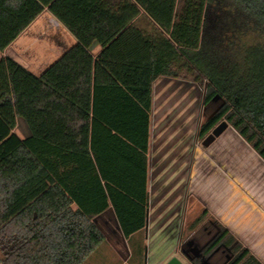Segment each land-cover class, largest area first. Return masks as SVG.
Listing matches in <instances>:
<instances>
[{
  "label": "trees",
  "instance_id": "obj_1",
  "mask_svg": "<svg viewBox=\"0 0 264 264\" xmlns=\"http://www.w3.org/2000/svg\"><path fill=\"white\" fill-rule=\"evenodd\" d=\"M42 10L0 24V51ZM95 12L100 19L78 25L62 18L80 43L41 78L0 61V264H83L105 242L93 219L109 208L126 238L144 228L161 77L187 72L205 89V105L223 101L198 140L226 121L264 160V0H121ZM141 15L155 35L136 26ZM96 40L103 51L94 58ZM18 118L30 127L26 140L13 132ZM134 169L144 174L141 196ZM223 244L229 264H261L226 229L206 254Z\"/></svg>",
  "mask_w": 264,
  "mask_h": 264
},
{
  "label": "crops",
  "instance_id": "obj_2",
  "mask_svg": "<svg viewBox=\"0 0 264 264\" xmlns=\"http://www.w3.org/2000/svg\"><path fill=\"white\" fill-rule=\"evenodd\" d=\"M120 1L0 0L3 25L28 18L37 6L43 9L0 51V61L11 59L41 78L80 43L62 18L75 25L100 19L96 7L108 3L116 9ZM54 4L59 15L52 11ZM141 17L146 18L141 15L136 22ZM146 19L151 27L135 22L136 26L155 35L157 29ZM89 51L97 58L103 47L96 40ZM201 117L199 84L181 77H161L154 83L146 154L145 226L126 238L109 208L93 219L105 242L83 264H229L234 255L227 245L206 254L221 229L228 230L264 264V160L232 127L203 150L197 139ZM13 132L21 140L32 136L23 118L17 119ZM143 176L134 169V192L140 196L144 194Z\"/></svg>",
  "mask_w": 264,
  "mask_h": 264
},
{
  "label": "rangeland",
  "instance_id": "obj_3",
  "mask_svg": "<svg viewBox=\"0 0 264 264\" xmlns=\"http://www.w3.org/2000/svg\"><path fill=\"white\" fill-rule=\"evenodd\" d=\"M136 24L140 27H143V28H148V27H151V24L150 22L144 18V17H141L137 22ZM182 79H185L187 82H193V83H196L195 82V79H194V75H191V74H188L187 72H182L181 76H180ZM200 88H201V93H202V117H201V124H205L212 116L215 115V113L219 110V108L223 105V101L219 98L215 99L213 102H211L210 104L208 105H205L204 104V97H205V89L203 88V86L199 85ZM200 128V127H199ZM199 130V129H198ZM207 138V137H206ZM205 138V139H206ZM204 139V140H205ZM204 140H199L201 143L204 141ZM199 143L198 146L199 147H202L203 150H205L206 148L201 146L202 144Z\"/></svg>",
  "mask_w": 264,
  "mask_h": 264
},
{
  "label": "water",
  "instance_id": "obj_4",
  "mask_svg": "<svg viewBox=\"0 0 264 264\" xmlns=\"http://www.w3.org/2000/svg\"><path fill=\"white\" fill-rule=\"evenodd\" d=\"M229 127L230 125L226 121H223L207 136L202 142V146L209 148Z\"/></svg>",
  "mask_w": 264,
  "mask_h": 264
}]
</instances>
